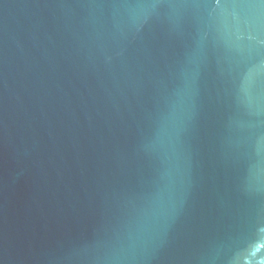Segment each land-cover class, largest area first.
Masks as SVG:
<instances>
[{
	"label": "water",
	"instance_id": "water-1",
	"mask_svg": "<svg viewBox=\"0 0 264 264\" xmlns=\"http://www.w3.org/2000/svg\"><path fill=\"white\" fill-rule=\"evenodd\" d=\"M0 264H264V0H0Z\"/></svg>",
	"mask_w": 264,
	"mask_h": 264
}]
</instances>
